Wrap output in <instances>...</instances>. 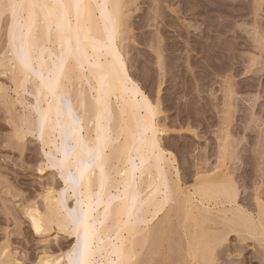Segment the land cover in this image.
<instances>
[{
  "label": "rangeland",
  "instance_id": "rangeland-1",
  "mask_svg": "<svg viewBox=\"0 0 264 264\" xmlns=\"http://www.w3.org/2000/svg\"><path fill=\"white\" fill-rule=\"evenodd\" d=\"M122 1L118 43L131 78L158 106L159 144L176 160L172 186L191 195L211 181L235 192V202L217 206L194 196L197 227L185 221L181 204L168 207L139 236L147 239L135 244L134 264H264V0ZM18 28L10 18L0 20V60L23 58ZM9 29L16 32L11 39ZM35 68L16 89L12 73L0 67V255L6 250L14 264H37L45 252L70 253L63 263L74 264L82 222L74 205L78 181L66 174L60 152L67 157L74 145L59 140L53 152L44 148L34 91L42 78ZM69 97L60 100L71 114ZM26 126L30 134L17 136ZM65 184L76 189L67 193ZM53 192L71 220L68 233L37 230L29 218V207L43 211L44 196ZM237 212L260 223L259 230L236 224ZM193 235H205L196 255Z\"/></svg>",
  "mask_w": 264,
  "mask_h": 264
},
{
  "label": "bare ground",
  "instance_id": "bare-ground-1",
  "mask_svg": "<svg viewBox=\"0 0 264 264\" xmlns=\"http://www.w3.org/2000/svg\"><path fill=\"white\" fill-rule=\"evenodd\" d=\"M38 2L49 7L36 10L34 24L25 16L17 31L16 44L23 58L18 56L16 62L14 55L6 57L0 60V67L12 73L16 89L29 82L32 68H37L42 79L39 78L34 91L38 95L36 105L39 122H42V144L52 152L58 148L59 140L74 145L67 157L63 148L60 152L66 174L78 181V186L75 184L78 190L73 187L77 197L73 204L82 216L77 247L83 248L87 229L95 264H134L138 258L135 244L141 245L147 239V234L145 238L139 236L168 207L181 204L187 215L185 221L189 219L197 227L199 220L192 210L194 196L200 197L202 205L235 202V192L230 185L210 181L191 195L180 191L179 186H172L169 173L176 170V160L159 144L163 129L156 120L158 106L131 78L118 43L125 23L123 1ZM58 4L68 7H56ZM66 95L73 102L71 114L65 111L66 101L60 100ZM28 117L24 118V125L29 123ZM27 130H16V135L22 138L30 134V128ZM65 186L66 191L70 189V185ZM59 199L55 192L48 193L44 196L43 211L29 207V218L36 228L49 232L55 227L67 232L71 220L68 222L67 215H63L65 207ZM234 219L247 230L260 228L255 225L260 223L238 212ZM196 236L193 235V242L189 244L194 255L200 250V238L205 235L199 239ZM69 255L45 252L37 264H64ZM4 257L9 263L1 262ZM80 259L81 256L77 261ZM12 263L10 251H3L0 264Z\"/></svg>",
  "mask_w": 264,
  "mask_h": 264
},
{
  "label": "snow or ice",
  "instance_id": "snow-or-ice-1",
  "mask_svg": "<svg viewBox=\"0 0 264 264\" xmlns=\"http://www.w3.org/2000/svg\"><path fill=\"white\" fill-rule=\"evenodd\" d=\"M47 7L49 6L39 3L38 0H0V20H8L10 18L12 28H18L19 24L23 23L25 16H27V19L34 24L37 20L36 10ZM56 7L67 9L68 5L58 4ZM8 31L10 39L15 37L16 33L12 32L11 29ZM93 251L94 249L88 243V232L86 229L84 246L82 249L77 250L78 255L82 259L78 260L77 264H95V261L91 258Z\"/></svg>",
  "mask_w": 264,
  "mask_h": 264
},
{
  "label": "water",
  "instance_id": "water-1",
  "mask_svg": "<svg viewBox=\"0 0 264 264\" xmlns=\"http://www.w3.org/2000/svg\"><path fill=\"white\" fill-rule=\"evenodd\" d=\"M69 177V176H68ZM69 180L71 179V178H68Z\"/></svg>",
  "mask_w": 264,
  "mask_h": 264
}]
</instances>
